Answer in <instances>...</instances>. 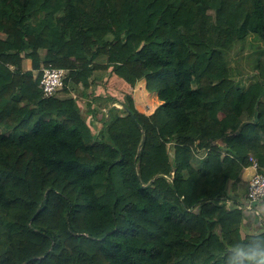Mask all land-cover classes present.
Returning <instances> with one entry per match:
<instances>
[{
    "label": "trees",
    "instance_id": "16d2710c",
    "mask_svg": "<svg viewBox=\"0 0 264 264\" xmlns=\"http://www.w3.org/2000/svg\"><path fill=\"white\" fill-rule=\"evenodd\" d=\"M249 35L264 42V0H0V264H256L264 217L241 237L249 211L219 204L249 157L264 174V52L244 91L223 56ZM119 67L159 101L148 148L95 88ZM47 68L67 72L51 97ZM79 86L105 110L96 135Z\"/></svg>",
    "mask_w": 264,
    "mask_h": 264
},
{
    "label": "rangeland",
    "instance_id": "374dc122",
    "mask_svg": "<svg viewBox=\"0 0 264 264\" xmlns=\"http://www.w3.org/2000/svg\"><path fill=\"white\" fill-rule=\"evenodd\" d=\"M254 36L255 35H249V37L247 39H245L241 44L238 42H235L228 49L227 52L223 53L225 64L229 70L230 79L233 80L235 83V86L237 88H240V89H245V88L249 87L250 85L257 82V77L255 76V70L257 67V61H258L259 57L262 55V53L264 52V42L261 41L260 39L256 38V37H254ZM22 67L24 69L26 68L25 61H23ZM111 72H113V71H103L102 70L99 72L98 71L95 72L96 74H94V78L96 77V75H98L97 76L98 78H96L95 88H96V90H99V93H102L104 91V93H105L104 95H107V97H111L112 95H114V98L119 99V101H123L124 98L120 94H118L114 88H113V90H114L113 92L111 89H107L106 85L109 84V82H108V80L106 81V79L110 78ZM115 74H117V71H115L113 73V75H115ZM124 74H126V72ZM111 82H113V79H111ZM82 89L83 88L81 86H79L74 91V93H75L74 96H76L75 98L78 99L77 101H78V106H79L80 112L84 114L85 119L88 121V124L92 127L93 135H96L99 132V129L101 127V120L100 119L105 114V110H100V113H98V115H96V116H94L93 114L88 112L89 108H87V106H86L87 100L81 99L79 97L80 91ZM86 94H88V99H90V97H89L91 95L90 92H87ZM112 104L113 103L110 102L107 105L111 106ZM136 104H138V102H136ZM131 109H133V108L131 107ZM121 114L122 113H120V115ZM91 117H93V119H91ZM137 117L143 123L146 144L148 145L150 142V137H151L150 136L151 130L149 129V127L152 124L149 123L148 119L144 118V115L141 112L137 113ZM151 129L154 130V128H151ZM147 145L145 147H147ZM172 153H173V150L170 147L169 148V154H170L171 158H172ZM224 200L225 199H222L219 202V204L224 205L226 208H229V209H233V208L242 209L241 208L242 203H239L238 201H236V202H233V201L225 202ZM258 232H256V233H258ZM240 234H241V237H244L245 235L248 234V232L241 228Z\"/></svg>",
    "mask_w": 264,
    "mask_h": 264
},
{
    "label": "crops",
    "instance_id": "0c3cea01",
    "mask_svg": "<svg viewBox=\"0 0 264 264\" xmlns=\"http://www.w3.org/2000/svg\"><path fill=\"white\" fill-rule=\"evenodd\" d=\"M24 61L26 63L25 70H30L31 69L30 60L27 59ZM115 71H117V74L113 75ZM115 71L111 72L110 78L106 79V81L108 80L109 82V84L106 85L107 89H111L113 92L114 91L113 88H114L116 92L120 94L137 113L141 112L144 115V118L148 119L149 116L155 110L156 106L159 104V101L156 98V96L153 95L152 93H149L146 90V83L144 80H140V81L136 80L135 78L131 76V74L124 67H119ZM125 72L127 75L124 74ZM94 74L96 73L94 72ZM97 76L98 75H96L95 78H98ZM111 79H113V82H111ZM247 88L241 89V90L244 91ZM139 91H142L145 94L142 101L139 99V95H138ZM74 94L75 93H73V96ZM101 94H104V91ZM136 102H138V104H136ZM77 104H78V101H77ZM91 119H93V117H91ZM151 128H154V127L152 125L149 127V129L151 130L150 136L152 137L153 129ZM151 137H150L149 144L147 145L145 143L147 145L146 148H148L151 144ZM253 173H254V170L252 168H246L242 174V179L240 183L236 186L230 187L228 190V194L231 197H236V201H238L239 203H242V205H247V202H246L247 186H248L249 179L251 178ZM224 201L228 202L227 200H224ZM248 211L249 212L246 213L244 216V222H243L242 229L247 231L248 234H254L258 231H261L263 227L259 219L264 217V200L250 206V209H248Z\"/></svg>",
    "mask_w": 264,
    "mask_h": 264
},
{
    "label": "built area",
    "instance_id": "2783aa9c",
    "mask_svg": "<svg viewBox=\"0 0 264 264\" xmlns=\"http://www.w3.org/2000/svg\"><path fill=\"white\" fill-rule=\"evenodd\" d=\"M67 78V72L59 68H47L42 69V75L40 78L39 86L44 97L53 96L64 85V80ZM249 160L253 163L252 169L253 175L249 179L246 202L247 205H242V209H250L255 203L264 200V174L257 172V165L253 158L249 157Z\"/></svg>",
    "mask_w": 264,
    "mask_h": 264
},
{
    "label": "clouds",
    "instance_id": "9594fccd",
    "mask_svg": "<svg viewBox=\"0 0 264 264\" xmlns=\"http://www.w3.org/2000/svg\"><path fill=\"white\" fill-rule=\"evenodd\" d=\"M236 251L238 252V254H241V255L244 254L239 249H237ZM245 258L250 261H255L256 264H264V250L253 251L251 254L247 255Z\"/></svg>",
    "mask_w": 264,
    "mask_h": 264
}]
</instances>
